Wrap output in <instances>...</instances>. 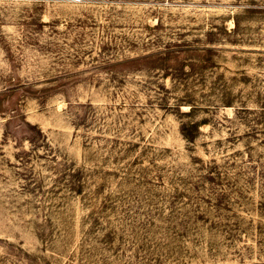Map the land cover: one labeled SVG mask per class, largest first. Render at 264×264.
<instances>
[{"label": "rangeland", "instance_id": "374dc122", "mask_svg": "<svg viewBox=\"0 0 264 264\" xmlns=\"http://www.w3.org/2000/svg\"><path fill=\"white\" fill-rule=\"evenodd\" d=\"M0 264H264V0H0Z\"/></svg>", "mask_w": 264, "mask_h": 264}]
</instances>
